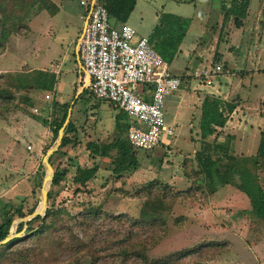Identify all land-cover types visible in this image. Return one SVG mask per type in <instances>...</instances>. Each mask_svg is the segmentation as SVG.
<instances>
[{
    "label": "rangeland",
    "instance_id": "rangeland-1",
    "mask_svg": "<svg viewBox=\"0 0 264 264\" xmlns=\"http://www.w3.org/2000/svg\"><path fill=\"white\" fill-rule=\"evenodd\" d=\"M53 1L59 12L52 15L44 10L35 15L21 34L10 36L0 54V74L60 69L55 92L30 93L32 106L25 103L21 92L10 110L0 115V207L7 203L10 209L23 203L25 212L36 198H41L39 188L36 187V196L32 190L39 171L45 172L40 162L55 143L52 106L56 101L72 103L87 78L85 75L80 81L76 55L86 10L79 0ZM221 3L222 0H138L127 21L138 37L148 38L175 75H190L180 88L183 103L179 108L173 102L179 99L174 97L179 90L166 97V121L175 117L178 125H173V136H164L161 147L133 148L127 137L128 114L108 101L95 106L96 100L86 95L74 106L71 118L78 128L79 142L53 157L54 168H66L68 174L61 185L51 186V202L72 214L100 207L106 214L125 215L121 219L104 215L88 227L75 226L82 239H88L84 233L98 232L99 240L109 233L114 239L132 233L134 240L152 245L148 251L152 258L215 242L219 244H207L178 264H264V170L256 165L264 127V0H250L239 26L236 17L241 14L240 3L230 11L221 10ZM216 50L221 57L214 58ZM218 62L238 75L221 74L213 85L194 76ZM219 91L228 93L230 100L228 104L224 101L226 129L219 126L220 139L227 135L234 138L236 180L242 189L225 185L212 193L203 182V189L195 192V197H181L172 203L166 228H132L127 219L140 215L146 198L140 188L154 179L175 190L195 185L184 175L185 168L199 169L195 155L202 146L201 107H195V103L208 93L212 97L216 93L219 98ZM239 96L241 105L231 117V101H237ZM95 146L98 151L92 149ZM132 153L136 166L129 165ZM93 166L99 169L85 186L74 181L79 167ZM138 191L141 194L135 195ZM81 218H77L78 222ZM176 218L185 219L175 223ZM18 223L17 218L12 233L17 232ZM56 255L59 261L49 264H66L70 254Z\"/></svg>",
    "mask_w": 264,
    "mask_h": 264
},
{
    "label": "trees",
    "instance_id": "trees-1",
    "mask_svg": "<svg viewBox=\"0 0 264 264\" xmlns=\"http://www.w3.org/2000/svg\"><path fill=\"white\" fill-rule=\"evenodd\" d=\"M138 0H98L108 12L115 24L127 23ZM250 0H240L241 14L236 17V24L240 25V18L248 12ZM49 11L52 15L59 12V6L53 0H0V54L8 43L13 33H20L28 27L30 20L41 11ZM227 13H230L229 11ZM226 65V64H225ZM183 81L190 79V75L184 73L180 76ZM85 73L80 71V81L83 82ZM58 82V75L51 70L30 69L18 72H5L0 74V115L4 111L10 110V107L17 100V95L24 92L22 97L27 105H33L30 93L34 92H55ZM89 99H95L96 105L100 101L91 93L89 87L80 94L78 100L86 96ZM113 106H116L114 103ZM71 103H61L56 101L53 113L54 119L51 122L55 142L60 128L63 126ZM224 101L207 96L202 104V114L200 121L202 146L196 152L195 158L199 169L185 168L184 175L193 180V185L186 190H175L169 184H163L160 180L154 179L148 185L139 189L145 192L140 215L135 218H128L130 226L134 227H159L166 228L167 218L172 209V203L181 197H195V192L203 189V182L211 187V191L217 192L220 186L234 185L242 189L237 182V160L238 157L233 152V136L227 135L223 140L220 139L219 126L223 127L226 120L223 107ZM78 128L71 118L65 129L64 138L60 148L50 157L52 165L53 157L59 154L63 149L69 151L71 147L78 144ZM50 145L48 149L51 147ZM98 151V146L92 148ZM129 165H137L134 154ZM187 167V163L184 164ZM256 165L260 170H264V127L261 131V142L256 155ZM54 167V166H53ZM44 166L40 162V169ZM55 169V176L52 187L61 185L66 178L68 170L66 168ZM98 166L90 168L79 167L77 169L74 181L85 186L92 180L98 171ZM42 171L36 176V184L32 190L33 196L37 194V188L42 189L44 177ZM43 175V176H42ZM197 181V183H196ZM80 191V188L77 189ZM135 195L141 194V192ZM53 193L49 192V206L45 216L37 215L28 222L21 221L17 225V232L24 235L16 237L0 246V264H49L58 262L59 256L56 254L69 253L66 264H178L189 256L198 253L205 245H215V242L200 244L192 248L182 249L163 257L152 258L148 251L152 248L151 244L138 242L133 239V234L129 233L118 239L112 238L110 233L103 240H99L98 232L86 234L88 239L84 240L76 234L75 226H90L96 220L102 219L104 215L114 219H121L123 214L114 215L104 213L102 208H88L79 214H72L63 207H56L52 202ZM41 198H36L34 204L28 212H25L24 204L14 205L3 204L0 207V242L4 240L11 231L15 220L24 218L32 214L39 206ZM256 206V205H255ZM82 217L79 222L77 218ZM185 218H176L175 223H179ZM76 225H75V223ZM85 229V228H84ZM87 229V228H86ZM85 229V230H86ZM68 234V235H66ZM69 241H66V237ZM67 237V238H68ZM31 246H28L30 245ZM219 244V243H218ZM216 244V245H218Z\"/></svg>",
    "mask_w": 264,
    "mask_h": 264
},
{
    "label": "built area",
    "instance_id": "built-area-1",
    "mask_svg": "<svg viewBox=\"0 0 264 264\" xmlns=\"http://www.w3.org/2000/svg\"><path fill=\"white\" fill-rule=\"evenodd\" d=\"M79 2L89 14L79 52L82 71L91 77L88 86L91 93L128 114L127 137L133 148L161 147L165 135L175 134L174 126L165 117L166 97L180 90L182 78L170 70L147 37H138L128 23L115 24L98 0ZM59 71L53 70L57 75ZM221 74L234 75V72L218 62L194 76L213 85Z\"/></svg>",
    "mask_w": 264,
    "mask_h": 264
},
{
    "label": "water",
    "instance_id": "water-1",
    "mask_svg": "<svg viewBox=\"0 0 264 264\" xmlns=\"http://www.w3.org/2000/svg\"><path fill=\"white\" fill-rule=\"evenodd\" d=\"M88 21H89V15L86 18V21H85V24H84V27H83V32H82V34H81V36H80V38L78 40L77 50H76V55H77V59H78V62H79V66H81L82 70H83V64H82L81 58H80L79 45H80V41H81V39L83 37L85 28H86V26L88 24ZM90 81H91V77L87 74V78H86L85 83L81 86V88H79L77 90V93H76V96H75V100L80 96V94H82V92L85 90V88H87L89 86ZM75 100L72 101L71 106L69 107L68 116H67L63 126L59 130V133H58V136H57V138L55 140L54 145L47 150L45 156L43 157L42 163H43V166L45 168V174H44L43 182H42L41 202H40L38 208L32 214H29V215H27L24 218L18 219V222H21V221L28 222L29 220H31L32 218H34L37 215L45 216L46 210H47L48 205H49V192H50V189H51V186H52V182H53V179H54V176H55V169H54L52 163L50 162V157L55 152H57V150L60 148V146L62 144V141H63V138H64V134H65V129H66L67 125L69 124L71 116H72V110H73L72 106L74 105ZM25 229H26V227L24 228V230ZM22 236H23L22 232L12 233L10 231V234L4 240H2L0 242V246L5 244V243H7V242H9L10 240H12V239H14L16 237H22Z\"/></svg>",
    "mask_w": 264,
    "mask_h": 264
},
{
    "label": "crops",
    "instance_id": "crops-1",
    "mask_svg": "<svg viewBox=\"0 0 264 264\" xmlns=\"http://www.w3.org/2000/svg\"><path fill=\"white\" fill-rule=\"evenodd\" d=\"M240 0H222V3H221V10H232V8H233V6H235L238 2H239ZM89 14L86 12V14H84L83 16H82V19H84L85 18V21H86V18H87V16H88ZM85 21H84V24H85ZM84 24H83V27H84ZM230 31L229 32H231V30L232 29H229ZM81 32H83V28H82V30H81ZM221 57V54H220V52L218 51V50H216V52L214 53V58H216V57ZM213 58V59H214ZM262 60V59H261ZM214 64V63H213ZM226 67H227V65H226ZM231 70V69H230ZM80 71H82V69H81V66H80ZM232 72H234L233 70H231ZM259 71H261V70H259ZM246 72H242V74H245ZM86 75V74H85ZM238 74H237V72H234V75L233 76H237ZM87 76V75H86ZM179 92H180V90L176 93V94H174V97H179V99L178 100H176V101H173L174 103L175 102H177L178 104H176L175 105V107H177V108H179L181 105H182V101L180 100V98L182 99V97L179 95ZM211 94V93H210ZM209 93L207 94V95H205V97H200L199 99V102H198V104H196L195 103V107H198L199 105H200V107H201V114H202V104H203V101H204V99L207 97V96H211ZM227 94L228 93H226V92H224V93H222L221 91H219V98L221 99V100H223V101H225V104L227 103H229V101L230 100H228V96H227ZM214 95V97H216V93H214L213 94ZM240 100H241V98H240V96L238 97V100L237 101H235V102H233V101H231L232 102V104H231V106L233 107V110H231L230 112H231V117L233 116V114L235 113V111H237L238 109L236 108V107H240ZM166 104H167V101H166ZM226 106V105H225ZM235 108V109H234ZM168 109H169V106H168ZM224 112V111H223ZM228 117V116H227ZM229 119V118H228ZM200 121H201V118H200ZM229 121H230V119H229ZM170 125H178V119L177 118H175V117H173V119H171V121L170 122H168ZM228 124V123H227ZM221 128V127H220ZM222 129L223 130H225L226 128L225 127H222ZM200 132H201V130H200ZM29 145H31V144H29Z\"/></svg>",
    "mask_w": 264,
    "mask_h": 264
}]
</instances>
